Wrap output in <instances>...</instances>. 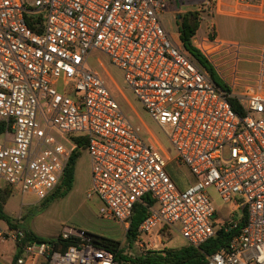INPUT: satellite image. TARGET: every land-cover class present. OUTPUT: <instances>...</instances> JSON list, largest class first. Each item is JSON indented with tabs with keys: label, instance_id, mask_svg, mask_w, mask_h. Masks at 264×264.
I'll list each match as a JSON object with an SVG mask.
<instances>
[{
	"label": "built area",
	"instance_id": "1",
	"mask_svg": "<svg viewBox=\"0 0 264 264\" xmlns=\"http://www.w3.org/2000/svg\"><path fill=\"white\" fill-rule=\"evenodd\" d=\"M168 4L0 0V123L6 129L0 136V180L44 200L60 184L75 138L87 137L89 196L101 201L105 219L128 230L136 205L147 195L156 201L145 204L147 216L135 240L142 255L167 247L174 230L186 245L199 247L218 230L237 229L246 211V226L207 264H264V95H235L217 86L166 29ZM95 51L124 72L127 88L167 130L176 159L195 178L185 191L89 66ZM233 97L243 115L232 107ZM212 188L223 202L242 209L240 219H218ZM61 237L75 238L76 244L61 251L51 243H30L16 264H136L95 247L86 232L71 230ZM24 238V231L0 228V241Z\"/></svg>",
	"mask_w": 264,
	"mask_h": 264
},
{
	"label": "rangeland",
	"instance_id": "2",
	"mask_svg": "<svg viewBox=\"0 0 264 264\" xmlns=\"http://www.w3.org/2000/svg\"><path fill=\"white\" fill-rule=\"evenodd\" d=\"M180 7L183 11L189 8L186 3L183 5L173 4L164 16L166 29L178 39L177 18H174L173 12L179 10ZM205 29L206 23L202 25L198 35H202ZM89 66L102 77L121 110L141 138L146 143L153 144L158 148L167 161V171L177 188L185 191L191 183L190 172L176 159V150L168 137L167 130L162 129L152 119L133 92L127 88L124 72L112 65L106 54L97 51L91 54ZM221 83L224 85V82ZM52 134L65 146L72 147L68 138L61 136L57 131H53ZM5 186V182L0 180V187ZM90 188L91 161L87 151H84L75 168L73 188L67 196L55 200L47 209H42L45 200H39L35 195L23 194L16 190L5 210L17 220L20 228L30 230L41 237L56 239L67 232L66 228H71L74 231H83L120 241L126 255L132 258L141 256L142 252L137 244L135 242L129 244L126 241L125 226L115 220L105 219L101 215L102 203L98 197L89 196ZM209 195L217 209L219 220L229 221L241 218L243 211L235 209L236 203L226 204L223 202L214 188L209 190ZM0 226L5 229L7 224L0 220ZM22 229L19 230L23 231ZM170 234L172 236L170 241L165 240L168 247L180 248L186 245V241L178 231H171Z\"/></svg>",
	"mask_w": 264,
	"mask_h": 264
},
{
	"label": "crops",
	"instance_id": "3",
	"mask_svg": "<svg viewBox=\"0 0 264 264\" xmlns=\"http://www.w3.org/2000/svg\"><path fill=\"white\" fill-rule=\"evenodd\" d=\"M208 2L209 0H169L163 21L171 5L186 3L189 7L187 10L183 11L180 7L173 12L180 36L181 16L190 11H198L201 24L194 43L209 59L220 80L235 95L247 91L264 95V0H211L210 6ZM205 23L206 29L199 36ZM172 36L181 43L180 38ZM190 176L189 187L195 182L191 173ZM0 228L3 229L1 226ZM8 229L7 225L3 230ZM71 230L73 229L66 228V231ZM16 244L12 239L0 241V264L13 263ZM38 264L44 262L40 261Z\"/></svg>",
	"mask_w": 264,
	"mask_h": 264
},
{
	"label": "trees",
	"instance_id": "4",
	"mask_svg": "<svg viewBox=\"0 0 264 264\" xmlns=\"http://www.w3.org/2000/svg\"><path fill=\"white\" fill-rule=\"evenodd\" d=\"M200 24L201 17L198 11H190L182 15L179 22L180 41L183 47L192 55L196 63L210 74L213 82L217 86L227 90L228 92H231L230 88L227 85H222V81L216 74L213 65L194 43V38L197 35ZM230 103L239 115H243L240 110V104L237 98H231ZM5 130V125L3 123H0V136ZM75 141L77 146L72 153L61 182L57 186L55 191L46 199H44L45 201L42 205V209H47L49 205L55 200L67 196V194L73 188L75 180V168L78 160L82 156V153L87 149L88 138L78 137L75 138ZM13 192V187L9 185L0 188V220L5 222L10 229L19 230L22 228H20V226L18 225L17 220L9 215L5 210V206L10 200ZM145 204L153 206L156 204V201L152 198L151 195H147L143 199L142 203L136 205L131 225L126 233V241L129 244L135 242L138 236L139 227L147 216V208ZM247 218V213L246 211H244L243 217L238 221L239 224L237 229L228 232L223 229L218 230L213 238L209 239L206 243L199 247L185 245L180 248H176L168 247L167 245V247H165L163 250L149 251L146 255L137 256L135 258L126 255L120 241L109 239L99 235H92L87 232L86 235L95 247L112 252L115 258L120 262L131 261L136 264H207V258L209 256L217 253L222 248L227 247L234 239V237L240 234L242 229L246 226ZM22 230L25 232V238L17 242L16 254L13 258L12 264H16L17 259L23 253V248L30 243H51L61 251H66L70 246L76 244L75 238L62 240V237L59 236L56 239H47L37 235L30 230ZM170 233L171 232H168V235L166 237V240L168 241H170V237H172Z\"/></svg>",
	"mask_w": 264,
	"mask_h": 264
}]
</instances>
